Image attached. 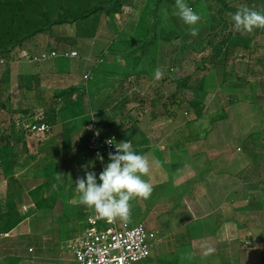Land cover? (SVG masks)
<instances>
[{
    "label": "crops",
    "instance_id": "1",
    "mask_svg": "<svg viewBox=\"0 0 264 264\" xmlns=\"http://www.w3.org/2000/svg\"><path fill=\"white\" fill-rule=\"evenodd\" d=\"M242 1L247 6L254 7L257 10L264 8V0ZM166 3L164 5L172 6ZM192 4L190 6L194 10H197L199 14L201 13L199 7L202 11L206 5V3L198 0H195ZM208 5L212 7L210 2H207ZM241 6L238 5V7ZM233 7L238 9V7ZM211 13L213 14L209 18L211 22H208V26L205 24V19L201 16L202 19L198 25L199 32L197 36H192L189 27L183 22H178L179 25L184 24L180 26L182 31L180 33L181 36L179 33L178 35L185 39L184 46L181 49L178 48L179 50H176L174 47L175 37H178L175 35L176 30L162 35L159 40H156L155 45L151 44L149 39H140L132 36L124 40L122 38L118 40L119 36L116 35V32L118 27L117 22L120 19L118 16L110 18L105 15L102 18L94 17L98 22H102L96 26V32L85 33L84 28H80L75 32L76 36L72 37L73 34L71 33L73 32L69 31V29L77 26V24L56 26L49 33L39 34L28 39L22 47L14 50L5 59L6 63L0 66V105L3 103L5 106L3 109L0 107V113L4 112L7 114L9 119H7L8 124L11 125V128L4 130L2 127L3 124L0 122L2 127H0V131L6 136L21 137L22 141L7 148L0 147V186L2 187L0 189V203H5L9 199H15L18 210L22 215L30 213L29 210L22 212L23 208L26 207L23 205L26 197L19 189L20 185L26 188V181L24 179H29V172H27L26 166L22 169L23 171L18 170L20 171L18 173L21 174V178H18L20 185L16 183L15 185L17 186L13 188L12 176H8L9 173L7 172V167H9L12 160L8 156L4 157V159L1 155V153L5 152L9 155L8 151H12L13 149L16 150L13 153L17 155L20 152L32 154L29 153V150L31 151L30 142H25L21 131L16 128L13 122V118L19 116L18 114H25V112L30 111L31 113L42 111L44 113L46 112V115L52 116L51 123L45 120L52 128L50 137L45 140L46 145L40 144L39 147L40 149H44L45 146H48L44 149L46 152L48 148L52 147V153L54 155L47 156L43 154L40 156L42 162L45 163L49 160L51 162L53 161L54 165H57V159L61 160L64 153L79 154L81 152L82 154L83 152L84 154L90 155L92 167L97 169L98 174L102 171V168L89 149V137L97 131L104 138L117 136L119 139L123 138L125 140L127 137L125 138L124 134L128 132V140L134 144L138 153L145 155L149 159L150 166H156L158 168L167 167L170 169L172 174V189L169 193H165L159 197L161 204L168 206L169 212L177 200L174 199V189L190 184V187H185L186 191L183 192L180 199L182 204H178L177 207L172 209L175 210L177 208L175 214L179 221V227L174 230H168L169 227H167L166 232L169 233L166 236L159 229L150 230L146 227L149 232L156 234L157 248L162 244L161 248H158L160 253L158 251L155 254V257L158 258L154 260V264H186V262L188 264H213L212 262L208 263V260L203 255L205 250L209 248L208 241L216 238L217 242L215 247H217L219 255L224 251L222 248L223 245L226 247L228 244L223 243L218 235L223 231V222L213 224L216 227L213 230L212 228H205V220L211 217H206V205L208 204L209 206L210 203H207L205 199H213L216 203L214 204L216 210L222 208V202H230L228 212L233 214L239 211L237 208L239 206L235 202L239 200L240 193L236 181L226 182L227 188L231 187L230 195L235 194V201L231 196H224L225 198H222L219 195L226 187L222 186L223 181L230 180L234 176L232 175L234 172L229 174L222 171L223 168L229 170L230 165H233V160L227 162L223 160L226 156L222 159L220 156L224 152L230 151V148L236 151L234 145L231 144L232 141L229 139L235 136L237 139L241 135L240 132H237L234 136L231 131L232 128H230L231 133L228 130H221V127H225L229 120L231 122L230 113H237L236 111L241 113L243 108L246 111L250 110L254 113L251 121L254 120L255 115L256 118H260L263 124L262 129L259 130L258 134L254 132L252 136L254 140L251 141V138H249L250 140L245 141L243 146H247L251 141L261 143L264 147V80L258 90L251 89L253 85L250 80H238V78H231L229 80L226 70L235 73L233 62L235 65L238 57L248 58L249 60L254 55L257 57L259 51L264 49V36H261L262 33L258 32L257 29L251 33L238 32L232 38L233 44L228 55L225 56L223 52L218 51V53L224 55V58L222 60L223 63L217 64L216 68L214 67L216 70V76L214 78V75L210 74L212 69L207 68L208 65L205 63L206 59L199 62L193 61L196 69H189V71L195 72V80H191L188 86L186 85V87L180 89L178 83L181 78L175 80V77L169 73V70L174 69L177 64L186 65L189 68L192 64H190L191 60L189 59L190 46L204 39V33L209 26L210 28L212 27V30L219 27L220 33L225 32L226 28L230 26L229 18L227 17V13L229 12L227 10L225 11L223 7L217 11L213 9ZM101 26H103V29L100 32L99 29ZM111 34H114V38L111 37ZM71 38L77 40V42L71 44ZM83 44L86 45L85 48H83ZM108 45H110L109 48ZM112 45H114V52L110 56L108 54L107 58L105 54L106 48L110 49ZM53 51L58 52L62 56L48 61H31L23 55L24 52H28L35 57H40L43 53ZM72 51L77 52L78 56H66V54ZM256 57L254 64L247 65V79H259L264 74V56L261 57V60L256 59ZM1 59L3 58L0 57ZM145 59L147 61L144 63ZM256 63L262 66V70L260 68L256 69ZM157 69L164 73L160 80L154 78ZM198 72L199 76H197ZM86 75H90L88 81L84 79ZM28 77H36L37 79L31 80ZM215 78L217 82H215ZM209 81H212V83H209ZM243 81H245L246 85L242 84ZM34 82L36 83L34 84ZM182 84L185 86L186 83L183 82ZM175 86L180 92L190 89L194 92L195 96L193 99H181L179 96L180 92L176 93L174 91ZM104 89L107 91L99 93V90ZM240 89L246 90V95L243 98H241V93H239ZM86 92L88 93L86 94ZM92 92H95L93 96L91 95ZM214 96H218L220 100L221 97L223 98L220 103L217 102L218 105L216 104L215 110L212 108ZM203 97L204 99L201 100ZM62 102L64 104L62 106L63 110H61L62 108L60 106ZM196 102L206 105V109L202 115L203 117L201 116L197 119L194 112H190L189 110V119L187 117L183 118L184 115H181L180 104H188L191 107ZM120 106H123L120 109L121 112L119 110V114L113 116L114 110H117ZM131 106H135V108ZM105 108L108 113L105 111ZM111 108L113 109L111 110ZM183 110L184 112L186 111V109ZM207 110L208 112H206ZM218 113H222L224 117H222L223 119H219V123L214 129L194 130L193 128H187V120L193 119L196 122L205 120L208 122L211 120V116L217 115ZM91 116L92 120L90 119ZM243 116L241 120L242 124L244 122H250L245 118V114ZM87 118L91 120V123L87 121ZM224 118L226 119L224 120ZM235 120H232V122ZM75 122L77 123L75 128L70 129L69 126ZM83 130L88 132V135L82 143H79L77 136L80 131L83 133ZM202 132L206 136L205 139L202 138ZM211 134L214 137L216 135L217 140L214 138V141H212L214 142L213 144H207V138ZM195 136L196 138L193 139ZM256 137H259L258 140H255L257 139ZM260 137H262L261 140ZM123 139L121 140L124 141ZM223 139L229 142L224 143ZM19 144L21 145L20 149L18 148L20 146ZM197 145L204 148L205 154L202 153L199 155L202 152L201 150L194 151L192 149V147H197ZM245 149L248 150L250 148ZM195 152L196 154H194ZM52 157H55V159H51ZM238 157L236 156L233 159H237ZM202 158H205V160ZM23 160L26 161L24 156L22 157V164H24ZM194 160L197 164L196 169H198V164L200 163L203 164L204 169L198 172V170L195 171L192 168L191 170L193 171H191L188 167H191ZM152 170L154 171V169ZM14 176L17 178V175ZM51 178H54L55 183H58L56 176ZM221 180L222 183H220ZM30 182L31 180H28V183ZM9 184L12 185V191H10L11 187ZM28 188L30 189V185ZM56 196L57 194L54 193L47 197L52 198ZM76 200L70 203V205L75 207V210H73L74 219L66 223H61V226L67 227L70 226V222L74 221V224H78L77 228H79V231H75L72 236L68 235L62 238V242H65V248L67 250L68 243L83 233L86 227L87 216L92 210V208L83 205L84 209L81 206L82 204ZM60 203L62 206L61 211L58 209ZM63 204L61 198L56 197L55 207L51 214L46 215L45 213L37 212L18 225L9 234L0 236V263L2 259L6 258L9 260V264H29L28 261L20 260L26 258L21 256L24 250L20 249L18 244L23 243L25 236L27 237L30 234L33 217L37 219L38 217L45 218L46 216H50L53 220L59 221L64 218L67 212L65 210V204L64 206ZM21 207L23 208L21 209ZM214 213L216 215L219 211H215ZM158 232L162 235V239H158ZM174 240L177 242L176 247H174L176 248V252L165 254L163 250H165V247H172L169 246V242ZM236 240L238 239L236 238ZM30 249L34 248L29 247L28 250L30 251ZM263 249L264 246L258 249H252L253 252L250 256L246 257L244 264H261V255H264ZM16 250L19 254L15 253ZM24 253L26 252L24 251ZM231 254L233 253L231 252ZM153 255L154 253H151V256ZM10 256H15L18 259L11 260L10 258L12 257ZM72 257L75 261L74 256ZM166 257L169 259H165ZM220 258L222 261L214 264H238L236 261L238 258H233L228 253H224Z\"/></svg>",
    "mask_w": 264,
    "mask_h": 264
},
{
    "label": "rangeland",
    "instance_id": "2",
    "mask_svg": "<svg viewBox=\"0 0 264 264\" xmlns=\"http://www.w3.org/2000/svg\"><path fill=\"white\" fill-rule=\"evenodd\" d=\"M122 1L125 3L123 5L122 13L117 15L118 18L120 19V21L117 22L118 27L116 26L117 27L116 35L119 36L118 40H121V38L124 40L125 38L132 36V37H136L140 39H149L150 41H154L155 42L154 45H155L157 42L156 40L157 39L159 40V38L162 35L169 34L171 31L176 30L177 32L175 34L178 37H175L176 40L174 41V47L177 50L178 48L181 49V47L184 46L185 39L183 37H180L181 36L180 33H182L180 26L182 24L180 25L178 24V22L182 23V21L180 20L178 16L173 15V13L176 10L175 0H166V1H163V0H122ZM194 1L195 0H186V3H188L189 5H193L192 2ZM198 1L206 3L204 9L201 11L199 7V10L201 12L200 15L203 17V19H205V24H207L208 26V22L209 23L211 22L209 21V18L213 14L211 13L213 9L216 11L221 10L223 6L217 0H198ZM165 2H167L166 4H171L172 6L164 5ZM207 2H210L212 7H209V5L207 6ZM226 2L229 5L231 6L233 5L235 7H238V5L239 6L247 5L246 3L244 4L242 0H226ZM90 6H95V4H92ZM195 11L197 12V10ZM94 17L97 18V16H94ZM94 17H92L91 20L89 21L78 22L77 26L72 27V29L70 28L69 31L73 32L71 33L73 34L72 37L76 36L75 32L80 28H84L85 33L96 32L95 31L96 26L101 24L102 22H98L97 19H95ZM102 17L103 15L99 16V18H102ZM102 29H103V26H101L99 31L101 32ZM209 31L211 32L207 34ZM219 31H220L219 27H216L215 30H212V27L210 28L209 26L207 31H205L204 33L205 34L204 39H202L201 41L197 43H193L192 46H190L189 59L191 60L190 64L191 63L192 64L189 66V68L186 65L183 66V65L177 64L174 67V70L173 69L169 70V73H171L172 76L175 77V80H177L178 78L186 79L187 77H191V79L194 81L195 72L191 70L189 71V69H192V70L196 69V66L193 64L194 63L193 61L199 62L205 59H206L205 63L208 65L207 68L212 69V72L210 74L214 75V76L213 75H210V76H213V78L216 76L215 75L216 70L214 69V67L216 68L217 64L223 63L222 60L224 58V55L218 53L217 51V48H219L218 47L219 44L223 42L224 38H226L229 32H231L232 35H236L238 33V32L233 31L231 26H228L225 32L220 33ZM253 31L255 32V29ZM257 31L262 33L261 36H264V29L257 28ZM79 33H80V30H79ZM178 33L180 34V36L178 35ZM113 35L114 34H111V37L114 38ZM76 42L77 40L71 38L70 40L71 44H74ZM82 42H85V41H82ZM109 46L110 45H108V48ZM85 47L86 45L83 44V48ZM108 48H106V51H105L106 57L108 56V54L110 56L114 52L113 50L114 45H112L110 49ZM263 56H264V49L259 51V54L257 55V57L256 55H254L252 56L250 60L248 58L244 59V58L238 57L236 59L237 61H235L236 62L235 65L233 62L235 73L228 72L226 70L228 74L227 78L229 80L231 78L233 79L238 78V80L240 79H246L248 81L250 80V82H252L251 84L253 85L251 89L258 90L260 87V84L264 80V74H262L259 77V79L257 78L247 79L246 68H247V65L254 64L255 57L256 59L261 60V57ZM146 61L147 59H145L144 63ZM228 62L230 61L228 60ZM255 67L256 69L260 68V70H262L261 68L262 66L257 65V63ZM127 69H129V67H127ZM197 76H199V72ZM215 82H217L216 78H215ZM209 83H212V81H209ZM242 84H245V81H243ZM104 91H107V90L106 89L99 90V93H103ZM174 91H176V93L180 92L178 91L176 86L174 88ZM95 92H92L91 95L93 96ZM239 93H241V98H243L246 95V90L244 91L243 89H240ZM200 94L202 95V93ZM179 96L181 97V99L184 98L187 100V99H193L195 95L192 90L187 89V90L180 92ZM196 98H199V97H196ZM218 98H219L218 96L213 97L212 108L214 110H215L216 104L218 105L217 102L220 103L223 100L222 97H221V100ZM203 99L204 97L201 98V100ZM224 99L226 98L224 97ZM131 107L135 108V106H131ZM121 108H123V106H120V108H117L118 111L114 110L115 112L113 116H117ZM112 109L113 108H111V110ZM105 111L107 112V109ZM181 112H182L181 115L183 116V113H185L183 108L181 109ZM206 112H208V110ZM236 112L237 113L235 112L230 113L231 119L232 120L236 119V120L234 122H232V120L231 122H229L230 121L229 120L227 124L225 125V127H221L222 129L220 128L221 130H228L229 133H231L232 131L234 136L237 134V132H240L241 135L237 137V139H236V136L232 139H229L230 141H232L231 144L234 145V147L236 148V151L230 148V151L223 153L224 156L223 155L220 156L221 159L226 156L225 159L223 160L224 161L226 160L227 162H230L233 160V165H230V169L226 170L223 168L222 171H225L229 174H231V172L232 173L234 172L232 174L234 176H232V179L230 180L223 181V183L221 180L220 183H222V186L223 187L226 186V187L223 189V191L219 193V195L222 198L224 196L225 197L231 196L235 201V197H234L235 194L230 195L231 187L230 188L228 187L229 188L228 189L226 182L236 181L237 188L240 193H239V200L235 202L239 206L237 207L239 211L233 214L228 212L230 202H227V203L224 202L225 204L222 202L223 204L222 208H219L218 210H216V208L214 207V204H216L215 201L213 199H205L207 203H210L209 206L208 204L206 205V208H207L206 217L208 216H211V217H208L205 220L204 225H206L205 228L206 227L212 228L213 230L214 228H216L213 226V224L223 222V225H224L222 229L223 231H221V233H219L218 235L221 241L228 245H226V247L225 245H223L222 248L224 249V251L221 252V255H223L224 253H228L229 255H232L233 258H238V260H236L238 264H244L246 257L250 256L254 249H258L264 246V193H263V188H264V159H263L264 153H263V150H264V147H263V144L261 143L251 142L254 140V137H252L253 133L255 132L258 134L259 130L262 129L263 124L260 118L258 117L256 118V115H255L256 119L254 118V120L251 121L252 117L254 116V113L251 112L250 110L246 111L245 109L242 108L241 113H239V111H236ZM176 114H177V111H176ZM244 114H245V118L249 120L250 122H244L242 124L241 120H242V117H244L243 116ZM189 116L190 115H187V116H184L183 118H186ZM7 119H8V116L6 113L4 112L0 113V122L3 124L2 127L4 130L11 128V125L8 124L9 119L8 120ZM91 120H92V116H91ZM91 120L87 118V121H90L89 123H91ZM192 122L193 123L191 124V126L187 128H193L194 130H197V129L210 130V126L208 128L207 121L205 120H199L198 122L192 121ZM76 125H77L76 122L72 123V125H70L69 128L74 129ZM15 126L18 130L21 128L20 126L16 124ZM230 128H232L231 131H230ZM212 136L213 134L208 136L207 144L214 143L212 141H214V138L216 139V135L215 137L214 136L212 137ZM33 137L34 136L32 133L30 134L29 137L27 136L25 137V141L30 142V145H31V151L29 150V153H32V154H29L31 157L30 161L29 162L26 161L28 165L25 162V160H23V163L25 165L22 164V155L18 159H16L17 154H14L16 151L15 149H13L12 151H8L9 155L6 152L1 153L3 158L8 156V158L12 160L10 162L11 164L9 165V167H7V172L9 173L8 176L9 175L12 176L11 179L13 183V188L17 186L15 185L16 183L19 184L20 182L18 178H21V174L18 173L20 172L18 170H22L24 166H26L27 172H29L28 180H31V182L28 183V180L24 179L26 181V188L23 185L19 184L20 191H22L26 197L25 203H23V205H25L26 207L24 208L21 207V209L23 208L22 212L24 211L27 212L28 210L31 211L32 209H34L33 206H34L35 200H34V194L32 193L35 190V188L38 185H41L42 183H44L45 180H47L48 178H51L54 176L57 177L58 175L61 177V179L60 180L57 179L58 183L57 182L54 183V185L51 186L49 189H47L46 193L43 195L44 197H47V196H50L56 193L57 194L56 197L61 198V200L65 204V210H67V212L64 218H62L59 221L53 220L52 218H50V216L48 217L46 216L45 218L38 217L37 219L36 217H33V220L31 223L32 229L30 230V234L27 237L25 236V239H24L25 241L23 243L18 244L19 248L24 250L27 253L26 255V253H24L23 251V253H21V256L25 257L26 259H20V260L21 261L24 260L26 262L28 261L29 264L30 263L32 264H43V263L45 264H60V263L61 264H78L76 261L73 260L72 251L71 250L68 251L65 248V242H62L63 237H67L68 235L72 236L75 231L77 232L79 231V228H77L78 224H74V221L70 222L71 224H69L70 226H67L68 227L67 228L66 226H61V223L72 221L75 217L73 213V210H75V207L70 205V203L71 201L73 202L74 200H76V198H77L76 201L79 202L80 194L79 192L75 190V181L78 177H81L84 175V170L82 169L81 166H85L88 168V170L95 171L98 174L97 169L92 167V163H91V167H89V164L91 162L90 155L86 153L84 154L83 152L82 154L81 152L79 154L66 152L63 154V158L61 160L57 159V162H58L57 165H54L53 161L51 162L49 160H47L45 163L42 161L39 162L38 159L42 160L40 156H42L43 154H46L47 156H49V155H54V153H52V147L48 148L47 152L44 149L47 148L48 146H45L44 149H40L39 147L40 144L46 145L45 139H43L44 141H41V140L33 139ZM49 137L50 135L48 136V138ZM205 137L206 136L203 134L202 138L205 139ZM195 138L196 136L193 139ZM249 138H251V141L248 143L247 146H243L245 144V141L247 142L250 140ZM256 138L257 139L255 140H258L259 137H256ZM261 139L262 137H260V140ZM209 142H212V143H209ZM226 142H229V141L224 140V143ZM18 148L20 149L21 145ZM245 148H250V149L247 150ZM192 149L194 151L201 150L202 152H200L199 155L202 153L205 154L204 148L202 146L197 145V147H192ZM250 150L252 151L249 152ZM20 154H22V152H20ZM194 154H196V152ZM33 156H36V158L38 159H35ZM236 156L237 157L239 156V157L237 159H233V158H236ZM229 158H232V159H229ZM51 159L54 160L55 157H52ZM202 159L205 160V158H202ZM196 165L197 164L194 160L191 164V167H188V168L190 170L194 168V170L195 171L198 170V172L199 170L204 169L202 163L198 164V169H196ZM152 169H154V171ZM207 172H210V171H207ZM14 175H17V178ZM171 175L172 174L170 172V169L167 167L158 168L156 166H151L150 174L144 177V179L148 180L153 185L152 195L150 196V198L146 200L137 198V199H133L130 202L131 203V217H130V220L127 221L128 223H130L131 225H137L141 223V224H144L145 227H147L150 230L159 229L162 231L163 235L165 236L169 233V232H166L167 227H169L168 230H174L175 228L179 227V221L175 214V211L177 210V208L175 210H172V209L177 207L178 204L179 205L182 204V201L180 199L183 195V192L186 191L185 187H190V184L184 185L182 187L179 186L178 188L176 187L174 189V199L175 200L177 199L178 201L176 200V204L172 207V209L169 212V209L167 208L168 206H166L165 204H161V200L159 199V197L171 191L172 189ZM29 185H30V189L28 188ZM9 186L11 187L10 191H12V185L9 184ZM0 189H2L1 186H0ZM243 196L245 197L243 198ZM172 203H175V202H172ZM58 209H60V211L62 210L61 203ZM215 211H219V213L214 215ZM237 230H238V233H237ZM159 238L162 239V235H160V233L158 232V239ZM236 238L238 240H236ZM216 242H217L216 238H212L211 240L208 241L209 248L214 250L212 255L207 256L205 258L208 260V263L212 262L214 264V263H218L222 261L220 258L221 255H219L218 249L217 247H215ZM176 244L177 242L175 240L172 242L170 241L169 246H172V247H165V250H163L165 254L175 253L176 248L174 247H176L175 246ZM161 245L162 244H160L158 248H161ZM29 247L34 248L33 253H30V251L28 250ZM158 248L157 246H155V248L152 249V254L154 253V255L151 256V258H148L137 264H154L155 262L154 260L158 258V257H155V254H157L159 251ZM231 252L233 254H231ZM15 253L19 254L17 250L15 251ZM39 253H42V254L39 255ZM173 257H176V256H173ZM261 257H262L261 264H264V255L262 254ZM165 259H169V258L166 257ZM186 264L188 263L186 262Z\"/></svg>",
    "mask_w": 264,
    "mask_h": 264
},
{
    "label": "trees",
    "instance_id": "3",
    "mask_svg": "<svg viewBox=\"0 0 264 264\" xmlns=\"http://www.w3.org/2000/svg\"><path fill=\"white\" fill-rule=\"evenodd\" d=\"M217 1L223 6L225 11L227 10V12H235L237 10L236 8L231 7L226 0ZM92 4H95V6H90ZM123 5L124 2L122 0H0V57L3 58L0 60V66L4 65L6 63L5 59L9 57L14 50L22 47L28 39H31L39 34L49 33L56 26L75 25L78 22L88 21L94 16L99 17L105 15L110 18H115L118 14L122 13ZM260 11H264V8ZM233 36L234 35L229 32L223 42L219 44L217 51L223 52L225 56L228 55L233 44ZM150 43L154 44L155 42L150 41ZM28 78L31 80L37 79L36 77ZM191 80V77L180 79L178 87L183 89L186 85L188 86L190 84ZM183 82L186 83L185 86L182 84ZM35 83L36 82H34V84ZM36 88H38V86H36ZM87 93L88 92H86V94ZM63 105L64 104L62 102V104H60L61 108ZM0 107L1 109L5 108L3 103ZM180 107V109L183 107V109H186L183 114L184 116L190 115V110V112H194L197 119L203 115V112L206 109L205 104L197 102L191 107L188 104H180ZM61 110H63V108ZM29 114H31V111L27 113L25 112V114H18L20 118L17 116L13 118L14 124L21 127L19 130L21 133L23 132V139L27 136V131L23 128L22 124L20 125V121H22L23 116ZM44 116L47 122H52V116L46 115V113ZM189 117L187 118L189 119ZM222 117H224L222 113L212 116L211 120L207 122L208 128L210 126V129H214L219 123V119H223ZM225 119L226 118H224V120ZM192 121L195 120L186 121L187 127L193 123ZM87 135L88 132L83 130L82 133V131H80L77 136L79 143H82L86 139ZM124 136L125 138L127 137L125 140H128V132H126ZM91 137L92 135L89 137V143ZM17 140L19 141L17 142ZM21 141V137L6 136L0 131V147L2 148L14 146L17 143H21ZM21 155L22 157H25L27 162L31 159L27 152L16 155V159H18ZM33 157L37 159L36 156ZM38 160L41 162L40 159ZM54 183V178H48L44 183L35 188L32 193L34 194L35 200L34 209H32L29 214H21L18 210L15 199H9L5 203H0V236L9 234L16 227H18V225L26 219L32 217V215L37 212H41L42 214L45 213L46 215L51 214L55 207L56 197H44L43 194H45L46 190L53 186ZM10 257H12L10 258L11 260L18 259L15 256ZM0 264H9V260L4 258L1 260Z\"/></svg>",
    "mask_w": 264,
    "mask_h": 264
},
{
    "label": "clouds",
    "instance_id": "4",
    "mask_svg": "<svg viewBox=\"0 0 264 264\" xmlns=\"http://www.w3.org/2000/svg\"><path fill=\"white\" fill-rule=\"evenodd\" d=\"M175 12L182 22L189 27L192 36H197L201 15L186 0H175ZM230 26L235 32L251 33L254 29H264V11L242 5L235 12L227 13ZM164 73L157 69L154 74L160 80ZM106 143L114 146L115 151L108 153V162L97 175L95 171L81 166L84 175L75 181V190L79 192V202L94 209L97 216L111 223L116 219L127 222L131 217V201L141 198L148 199L152 195L153 185L144 177L151 171L149 159L138 153L130 141L116 142L108 138ZM98 159L103 162L104 157ZM91 167V162L89 164ZM56 179L60 180L58 175ZM213 249L208 248L203 255H212Z\"/></svg>",
    "mask_w": 264,
    "mask_h": 264
},
{
    "label": "built area",
    "instance_id": "5",
    "mask_svg": "<svg viewBox=\"0 0 264 264\" xmlns=\"http://www.w3.org/2000/svg\"><path fill=\"white\" fill-rule=\"evenodd\" d=\"M23 54L31 61H48L62 56L56 51L43 53L40 57H35L28 52ZM66 56L77 57L78 53L72 51ZM84 79L88 81L90 75H86ZM21 124L27 131V137L32 133L33 139L41 141L46 140L52 130L45 122L42 111L22 117ZM108 138H115L116 142H122L117 136L104 138L95 131L89 143V149L102 170L104 164L108 162V153L115 151L114 146L106 143ZM132 145L135 149L133 143ZM100 156L104 157L103 162L98 159ZM85 225L83 233L71 240L67 246L78 264H137L148 259L156 246V234L149 232L144 224L131 225L119 219L109 223L99 218L94 209L89 212ZM33 252L34 249H30V253Z\"/></svg>",
    "mask_w": 264,
    "mask_h": 264
}]
</instances>
